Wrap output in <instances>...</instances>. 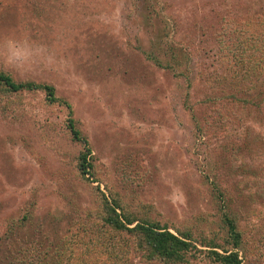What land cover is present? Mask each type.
Returning a JSON list of instances; mask_svg holds the SVG:
<instances>
[{
    "label": "rangeland",
    "instance_id": "1",
    "mask_svg": "<svg viewBox=\"0 0 264 264\" xmlns=\"http://www.w3.org/2000/svg\"><path fill=\"white\" fill-rule=\"evenodd\" d=\"M257 14L263 26L264 0H0V72L69 105L0 92V258L28 245L30 264H171L102 225L106 202L188 235L194 250L172 264H216L210 251L264 264V72L213 40L222 18ZM69 118L89 149L83 178Z\"/></svg>",
    "mask_w": 264,
    "mask_h": 264
},
{
    "label": "trees",
    "instance_id": "2",
    "mask_svg": "<svg viewBox=\"0 0 264 264\" xmlns=\"http://www.w3.org/2000/svg\"><path fill=\"white\" fill-rule=\"evenodd\" d=\"M150 16H158L159 12L155 10L154 7L149 8ZM152 13V15H151ZM247 18V19H246ZM257 18V19H256ZM259 15H253V17L245 18H222V22H218L217 34H213V40L219 41L220 49L219 54L221 59H228L233 63L232 66H238L241 68L247 69V75L259 77L260 74L264 72V23L263 26L259 22H255L259 19ZM263 28V29H262ZM162 37L155 41L159 46L157 49L168 51L170 56L173 55L170 52L173 50L169 49L168 45L164 42ZM229 41V43L227 42ZM227 43V44H226ZM222 46H221V45ZM169 56V57H170ZM154 57V59H153ZM156 56L151 55L148 58L150 60H155L158 62V59H155ZM174 57V55H173ZM173 57H170V59ZM176 61V60H175ZM168 67V66H165ZM243 69V70H245ZM253 78V77H252ZM0 92L2 93H22V92H40L44 96V100L49 105L57 104L63 105L69 110V105L58 99L54 95V89L46 84H34L32 82H16L9 75L0 72ZM65 129L69 133L71 139L75 142H79L83 145L84 152L80 153L77 158V170L81 178L85 175H91L90 169L91 165L89 164V149L86 147L85 141L80 138L79 131L74 127L72 119H67L65 121ZM210 182L215 181L212 177H208ZM213 190L216 191L214 199L217 203H224L223 207H226V203L229 201L230 192L224 188L220 189L214 182L211 183ZM104 201V200H103ZM117 209L115 204H108L103 202V217L101 218L102 225H105L107 229L111 232L113 231L116 234H125L134 240V245L136 248H133V251L139 250L144 252L147 255L148 260L155 259L156 257L164 263H181L184 261V257L187 252L194 250V246L191 244L188 235L178 233V236L170 233L166 227L159 226L157 223H151L149 221H140L137 222L134 219L126 215H118L115 212ZM33 212V211H32ZM25 214L23 219L26 220L29 215L32 213ZM223 222L226 227L227 233L232 235L233 244H237L238 234L234 230V226L229 220L226 211L222 214ZM133 225L132 227H130ZM11 241L8 244L11 250V247L19 251L18 245L12 242V235L10 237ZM92 240H101L100 232L96 234ZM23 243V241H22ZM95 244V242H94ZM2 246H0L1 254ZM24 259H16V256H11L10 260H7V263L0 258V264H30L31 261L27 257L29 255L28 245L24 246ZM48 249V247H46ZM17 253V252H15ZM210 259L216 264H240V261L237 257V254L234 252H224L223 254L216 253L214 251L209 252ZM55 264H61L58 260Z\"/></svg>",
    "mask_w": 264,
    "mask_h": 264
}]
</instances>
